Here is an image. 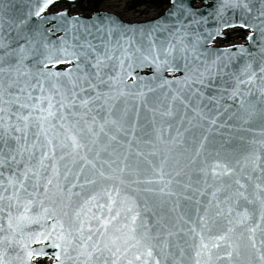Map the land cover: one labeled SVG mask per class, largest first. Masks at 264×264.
I'll return each instance as SVG.
<instances>
[{"label": "snow or ice", "instance_id": "obj_1", "mask_svg": "<svg viewBox=\"0 0 264 264\" xmlns=\"http://www.w3.org/2000/svg\"><path fill=\"white\" fill-rule=\"evenodd\" d=\"M53 2H37L26 17L11 18L6 14L14 5L0 0V213H7L8 227L0 236V264H13L8 249L15 245L29 260L44 255L29 244L46 241L60 249L57 264L61 256L75 264H264V156L253 151L234 165L209 163L202 157L208 136L194 150L185 137L196 128L211 131L232 107L227 101L248 116L264 105V63L255 69L249 62L231 73L230 88L221 86L217 79L229 75L227 65L220 55L209 60L204 38L188 39L179 18L170 39L157 44L152 31L141 29L137 41L135 28L110 17L89 23L61 12L52 19L63 26L46 29L61 36L51 42L22 36L24 43L13 47V28L19 36ZM260 3L257 19L264 25ZM229 6L252 12L248 0H224L218 15ZM234 26L222 22L208 43ZM61 64L71 67L58 70ZM144 68L152 70L150 81L168 89L166 105L148 104L151 83L132 91L146 80L136 71ZM142 109L152 113L147 124H141ZM194 172L203 174L204 188L193 183ZM207 188L213 191L205 203ZM181 199L194 202V215L180 210ZM37 202L41 210L33 214ZM28 225L39 228L25 232ZM14 259L26 264L19 253Z\"/></svg>", "mask_w": 264, "mask_h": 264}, {"label": "water", "instance_id": "obj_2", "mask_svg": "<svg viewBox=\"0 0 264 264\" xmlns=\"http://www.w3.org/2000/svg\"><path fill=\"white\" fill-rule=\"evenodd\" d=\"M11 5L14 7L7 12V16L11 18H24L27 16V13L30 8L34 9V5L37 2L43 3V0H8ZM249 6L252 8V12H247L243 8L237 7H227L222 10V14L218 15L220 11V5L224 3V0H169L167 7L156 17H153L146 21L130 23L123 21L118 15L108 11L96 10L87 15L82 14H73L72 11L78 8L82 4V0H54L52 4L41 13L40 17L31 16L25 25L21 26L19 31V36L17 35V30L13 28L11 36L13 37V47L16 46V42L24 43V40L20 37L31 35L35 40L42 41L43 36H49V42L55 40L57 37L61 36L63 33L60 31H55L54 34L48 33L46 29H55L57 27L63 26V20L61 19H52V17L57 16L61 12H66L68 17L78 16L82 18L85 22L94 23L99 17H110L113 20H116L118 23L123 24L126 28H135L136 34L135 38L137 41H141L140 31L144 30L145 33L150 31L153 32V36L157 44L167 41L170 39L169 32L175 28L179 27L177 23V18L183 21L187 26V30L190 33L188 39H195V36L198 34L204 39L200 40V45L203 49L208 51L209 60L215 59L217 55H220L221 62L227 65V72L229 75L223 77V79H217V83L223 87L230 88L234 80L231 76V73L236 72L237 74L243 69V67L251 62L255 69H258L262 63H264V39L261 32V28H264V25H261L258 17V9L261 6L260 0H248ZM65 3L67 6L58 11H52L53 7L57 4ZM183 5V8L179 7ZM264 19V18H260ZM222 22H227L230 25H235L234 27L222 28L223 35L217 36L215 40L211 43H208L207 38L210 34H215V31L218 27H222ZM250 23L255 24V29L241 27V23ZM242 29L247 32L244 42L235 45H225L217 46L215 45L216 41L224 40L226 35L225 32L229 29ZM5 31H7V20H5ZM41 33L42 35H37ZM131 35L132 33H127ZM249 35L253 36V40H249ZM143 43L147 45V37L143 39ZM43 51L41 43L36 45ZM243 48L245 51H240ZM224 49H230L227 54L224 53ZM178 63L183 67V61L180 60ZM71 67L68 64L57 65L58 70H64ZM139 76L145 77L146 80L138 81L137 88L132 89V91L138 90L140 83H151V86L155 89L154 92L147 93V102L150 106H158L159 104H167L165 100L164 92L168 89H160L157 87L158 81L152 82L148 78L152 76V70L149 68L137 69L136 70ZM181 72L169 73L164 72L163 75L171 79L174 75L180 76ZM133 80L129 78L128 84L131 85ZM258 83V82H257ZM210 93L217 92L218 89L212 88L208 89ZM254 94L250 99L256 100L259 96L258 90H253ZM207 103V101H205ZM129 103H139L138 101H129ZM228 104H231L232 107L228 109V112L220 117V123L215 125L211 131L205 128H196L190 130L185 134L188 145L194 150L198 147L200 140L203 139L204 135L208 136V140L205 143V151L202 153L203 156H207L209 163L214 159H220L222 162H228L230 164H235L236 160L243 162L245 156L249 153L256 151L262 156H264V146L259 142L264 141V113L259 109L264 107V105L257 104V110L251 115L248 116L243 110H239L238 104H233L232 101H227ZM123 105H121L122 107ZM223 110V109H222ZM231 113H235L229 119ZM152 113L148 109H142L141 111V124H147V120L150 119ZM207 123V122H205ZM150 127V125H147ZM193 134H195V140L192 139ZM218 153V155H217ZM254 175H259L257 171ZM182 179L187 180V177H182ZM193 183L197 180L200 181L197 184V187L204 188L203 183V174L202 173H193L192 175ZM225 181L228 180V177L223 178ZM209 184H212L211 175L208 177ZM213 191L212 188L206 189V195L202 198L206 203L211 197L210 193ZM150 198L155 200L154 194L147 193ZM197 195H199L197 193ZM175 199V198H173ZM46 203H48L46 201ZM190 206V207H185ZM170 207V206H168ZM203 207V205H201ZM251 207V206H249ZM21 208L19 211H22ZM40 205L37 202L32 209L33 214L40 212ZM168 208H165L167 211ZM181 211H189L190 214L194 215L195 204L193 201H186L181 199ZM16 210L14 209V212ZM171 215H176V213H171ZM7 213H0V225L3 226L4 231L0 232V236H3L7 231ZM258 218V212L256 214ZM38 225H28L25 228V232L38 230ZM259 237V233H258ZM30 249H43L44 255L34 256L30 260L27 258L24 249L18 245L13 246L8 249L10 257L13 258V264H18L14 259L16 253H19L21 257L24 258L26 264H36V261L48 260L46 264H57L55 259L56 253L60 252V249L54 248L50 241H46L44 244L30 243ZM71 256L75 257V252L70 253ZM62 264H75L74 259H68L65 256H61Z\"/></svg>", "mask_w": 264, "mask_h": 264}, {"label": "trees", "instance_id": "obj_3", "mask_svg": "<svg viewBox=\"0 0 264 264\" xmlns=\"http://www.w3.org/2000/svg\"><path fill=\"white\" fill-rule=\"evenodd\" d=\"M100 2V0H82V5L77 10L81 14H89L100 9ZM125 2L127 4L126 11L144 7L162 12L164 7L168 5V0H125ZM37 263L42 264L43 261H38Z\"/></svg>", "mask_w": 264, "mask_h": 264}, {"label": "rangeland", "instance_id": "obj_4", "mask_svg": "<svg viewBox=\"0 0 264 264\" xmlns=\"http://www.w3.org/2000/svg\"><path fill=\"white\" fill-rule=\"evenodd\" d=\"M100 1H101L100 2V9H99L100 11H108V12L115 13L116 15H118L120 18H123L124 21L126 20L127 22L129 20L133 19L131 15H128L125 13L126 8H127V4H126L125 0H100ZM65 7H66V5H59L54 9V11L61 10ZM136 12L139 14H150V13H152V9H147V8L139 9V10H136ZM72 13L78 14L79 12L77 9H74L72 11ZM153 17L154 16H150V17L141 19V20L136 21V22L146 21V20H149Z\"/></svg>", "mask_w": 264, "mask_h": 264}, {"label": "flooded vegetation", "instance_id": "obj_5", "mask_svg": "<svg viewBox=\"0 0 264 264\" xmlns=\"http://www.w3.org/2000/svg\"><path fill=\"white\" fill-rule=\"evenodd\" d=\"M127 9V8H126ZM145 9L144 7L135 8L133 10H127L125 13L132 16V20L128 22H136L141 19L147 18L150 14H139L136 10ZM123 19V18H122ZM124 20V19H123ZM126 21V20H125ZM226 37L223 42H217V45H234L242 43L245 40L246 32L242 29H229L225 33Z\"/></svg>", "mask_w": 264, "mask_h": 264}]
</instances>
